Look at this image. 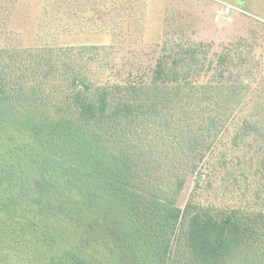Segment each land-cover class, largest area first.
<instances>
[{"label": "trees", "instance_id": "trees-1", "mask_svg": "<svg viewBox=\"0 0 264 264\" xmlns=\"http://www.w3.org/2000/svg\"><path fill=\"white\" fill-rule=\"evenodd\" d=\"M18 4L0 0V224L18 223L22 264H264L256 37L164 40L149 74L121 75L114 45L51 41L68 27L24 47Z\"/></svg>", "mask_w": 264, "mask_h": 264}, {"label": "rangeland", "instance_id": "rangeland-1", "mask_svg": "<svg viewBox=\"0 0 264 264\" xmlns=\"http://www.w3.org/2000/svg\"><path fill=\"white\" fill-rule=\"evenodd\" d=\"M58 2L19 0L12 28L24 47L45 43L38 32L45 24L54 30L68 27V32L51 41L60 46L114 45L117 65L113 72L143 76L149 74L157 56L154 51L164 40L212 43L213 49L220 51L240 37L251 41L253 36L259 45L255 52L262 55L264 64V0H66L62 19ZM80 27L82 31H78ZM140 28L142 34L137 33ZM126 29L134 32L126 35ZM194 185L195 177L190 176L177 202L180 208L189 200ZM213 193L203 192L197 200L219 206L222 202L214 199ZM1 220L6 227L0 224V264H22L27 248L12 233L18 223L2 216ZM142 264L161 263L146 254Z\"/></svg>", "mask_w": 264, "mask_h": 264}]
</instances>
